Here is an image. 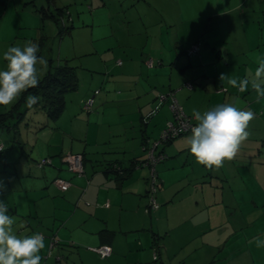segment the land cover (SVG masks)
Segmentation results:
<instances>
[{"label":"crops","instance_id":"obj_1","mask_svg":"<svg viewBox=\"0 0 264 264\" xmlns=\"http://www.w3.org/2000/svg\"><path fill=\"white\" fill-rule=\"evenodd\" d=\"M52 3L0 0V50L26 40L40 50L46 37L39 26L44 18L53 21L59 9L51 10ZM205 7L204 18L161 19L165 26L159 25V35L172 26L173 47L164 50L160 36L153 47L147 37L143 47L126 43L108 53L96 67L106 75L98 81L101 88L85 99L92 100L89 110L78 103L89 113L85 122L58 113L50 126L35 130L25 157L3 160L11 169H1L0 200L8 204L19 233L43 235L41 264H264V247L255 243L264 239V158L255 157L264 141V98L256 101L251 83L240 93L219 80L220 73L251 80L257 58L264 57V0H205ZM192 45L197 51L187 56ZM219 87L225 91L217 92ZM170 90L191 118L193 109L203 113L231 103L250 109L254 119L234 159L216 171L195 161L187 146L191 134L161 144L166 157L155 166L159 207L148 214L143 211L146 166H132L119 177L100 167L116 162L127 168L132 159L143 160L141 145L155 139L170 119L167 101L152 111L154 97ZM106 116L112 121L103 123ZM58 118L67 124L55 123ZM60 154L62 161L66 154H79L82 172H68ZM45 155L51 165L37 167ZM55 178L67 180L68 188L59 190L51 183ZM226 200H235L236 222L214 218L225 214ZM104 244L111 252L103 258L88 249Z\"/></svg>","mask_w":264,"mask_h":264},{"label":"rangeland","instance_id":"obj_2","mask_svg":"<svg viewBox=\"0 0 264 264\" xmlns=\"http://www.w3.org/2000/svg\"><path fill=\"white\" fill-rule=\"evenodd\" d=\"M52 4H50L51 10L55 9L54 6L65 10L62 22L59 23L64 27L67 26L68 29L60 33L58 23L55 24L51 19L46 18L41 22L39 28L46 40L37 55L47 60V68L43 70L41 80L49 74L47 70L50 67L51 70L48 71L50 74H53L55 70L53 67L56 65L66 64L72 68L75 88L62 93V108L59 113L63 112L69 116L79 115L84 122L89 113L81 111L78 103L83 102L88 95H93L94 89L101 88L97 85L98 81L106 75L102 71L98 72L96 67L102 66V60L108 53L125 46L126 43L143 47L147 37L148 45L153 44V47H156L159 36L158 41L166 50L168 47H173L172 41L175 36L172 26L168 34H165L162 29L159 35V25L162 28L165 26L161 19L204 18L207 14L205 0H53ZM183 29H185L184 26H179V34ZM138 32L140 34H136ZM143 33L147 34L145 38ZM7 47L8 45L5 44L4 50H0V70L6 67L3 53ZM49 62L51 66L48 65ZM93 84L96 86L92 87ZM28 95L31 94L24 93L21 101H16L11 106H0V114L4 117L0 121V144L6 145L0 152V178L3 174L1 169L6 172L11 169L10 164L5 165L3 160L16 163L19 158L25 157L29 151V145L36 138H33L35 130L42 125L50 126L51 120L45 116L42 108V97L37 94L41 97L40 102L29 109L25 102ZM262 112L261 108L260 115ZM59 118L54 122L67 124ZM104 121L111 122V116L104 117L103 123ZM73 123L79 124L77 121ZM258 154L260 156L256 155V158H264L263 143L260 145ZM263 174L261 168V175ZM226 201L225 214L214 218L219 223L227 220L236 222L239 215L235 200ZM232 207H235V214L231 213ZM260 217L261 222H264L262 210ZM231 264H238V261Z\"/></svg>","mask_w":264,"mask_h":264},{"label":"clouds","instance_id":"obj_3","mask_svg":"<svg viewBox=\"0 0 264 264\" xmlns=\"http://www.w3.org/2000/svg\"><path fill=\"white\" fill-rule=\"evenodd\" d=\"M38 43L26 40L9 46L3 53L6 67L0 70V106H11L30 88L39 87L43 70L47 68V60L38 56ZM227 57H225V61ZM256 67L251 80L230 78L224 73L219 80L226 82L240 93L248 89L249 83L256 93V101L264 98V57L257 58ZM41 97L36 94L25 98L26 106L32 109ZM192 118L196 124L187 138V146L198 164L210 171L219 170L226 161L236 156L242 142L250 135L248 131L254 113L250 109H241L231 103L219 104L210 110L193 109ZM6 145L0 144V151ZM4 185L0 183V191ZM16 219L9 215V206L0 200V264H41V250L45 248L41 233H19L15 228ZM258 248L264 247V239H256Z\"/></svg>","mask_w":264,"mask_h":264},{"label":"trees","instance_id":"obj_4","mask_svg":"<svg viewBox=\"0 0 264 264\" xmlns=\"http://www.w3.org/2000/svg\"><path fill=\"white\" fill-rule=\"evenodd\" d=\"M65 10L63 8H59L58 9V12L56 13V16H54L53 18V22L55 24H59V32L61 33V31L63 30H67L68 27H64L63 25H61L59 22H62V19H63V16L65 14L64 12ZM64 13V14H63ZM196 53V52H195ZM195 53H192V54H187V52L185 51V54L187 56H191V55H194ZM49 66L50 65V62L48 63ZM55 70L53 72V74H50V72H48L49 70H51V67L47 70V73H49L43 80L40 81V84H39V87H36V88H30L27 92L25 93H29V94H39L41 97H42V108H43V111L45 113V116L48 118V119H52L54 118L55 116L58 115V113L60 112L61 108H62V93L66 90H71V89H74L75 88V82H74V79H73V74H72V68H70L69 66H67L66 64H64L63 66H59V65H56L53 67ZM224 89V90H223ZM96 91L97 93V90H94ZM93 91V92H94ZM217 92H220V91H225V88L224 87H219L217 88L216 90ZM92 92V93H93ZM169 92H172L171 90L168 91L167 93ZM167 93H164V94H167ZM162 94V93H160ZM173 94V92H172ZM23 95V94H22ZM94 95V93H93ZM92 95V96H93ZM158 95V94H157ZM157 95L154 97V106H153V112H155L158 107L163 103V102H160L157 104L156 108H155V105H156V97ZM22 97V96H21ZM21 97L19 98L18 101H21ZM174 97V95H173ZM175 98V97H174ZM176 99V98H175ZM86 101V100H85ZM84 101V102H85ZM165 101H167V109H168V103H169V99H165ZM177 101V100H176ZM82 102L80 104V108L82 107V104L84 103ZM178 103V102H177ZM179 105V103H178ZM180 106V105H179ZM181 108V106H180ZM82 110V108H81ZM151 111V112H152ZM169 113H170V119L167 120L166 122L168 121H172L173 120V114L172 112L168 109ZM181 111L183 113V115L188 119L189 121V124L191 125H195L196 124V121H194L190 116L186 115L182 108H181ZM152 112V113H153ZM4 119V117L0 114V121ZM165 122V123H166ZM142 124L145 123L144 122H141ZM164 123V125H165ZM163 125V126H164ZM160 132V131H159ZM159 134V133H158ZM185 134H191V129H188L180 134H178L177 136L173 137V138H170L168 139L167 141H164V142H161L157 147H156V152H161L163 155H164V158L162 160L165 159V154L162 152V150L159 148V146L163 143H166V142H170L172 141L173 139L181 136V135H185ZM158 137V135H157ZM157 137L155 139H157ZM153 139V140H155ZM151 140V141H153ZM150 143L149 142H143L142 145H148ZM264 144V142H263ZM141 145V146H142ZM1 152V151H0ZM59 160L60 162H62L64 165H65V168L68 172H70L68 169H67V165H66V162L62 161V155L60 154L59 155ZM161 160V161H162ZM141 161L142 160H139V159H132L129 163V166L127 168H123L121 167L118 163L116 162H105V163H102L101 164V167L100 169L104 172V173H114L116 176H123L130 168H132V166H139L141 165ZM160 162V161H159ZM158 163V162H157ZM156 163V164H157ZM156 164L154 165V170H155V173H156V177H157V171H156ZM51 165V158L49 156H41L37 161H36V166L41 168V167H45V166H49ZM114 166V168H113ZM148 169V168H147ZM71 174H73L72 172H70ZM75 175V174H73ZM56 179H60V178H55L51 181V183L56 186L58 189L59 187L57 185L54 184V180ZM147 179V178H146ZM62 180V179H61ZM158 180V178H157ZM64 181H67V180H64ZM159 181V180H158ZM68 182V181H67ZM69 184V182H68ZM69 186V185H68ZM67 186V188H68ZM66 188V189H67ZM65 189V190H66ZM60 190V189H59ZM61 191H64V190H61ZM147 191V190H146ZM147 193V192H146ZM146 193H145V198H146ZM157 193V191H156ZM156 196V195H155ZM156 202H157V197H156ZM158 203V202H157ZM158 207H159V204H158ZM158 209V208H157ZM157 209H155L154 211H156ZM153 212V211H151ZM149 214V213H148ZM156 242V241H155ZM154 242V243H155ZM155 246H157V243H155Z\"/></svg>","mask_w":264,"mask_h":264},{"label":"built area","instance_id":"obj_5","mask_svg":"<svg viewBox=\"0 0 264 264\" xmlns=\"http://www.w3.org/2000/svg\"><path fill=\"white\" fill-rule=\"evenodd\" d=\"M196 51L197 46L192 45L188 48L186 52L187 54H192ZM151 63V60L146 61V64L148 66H150ZM93 93L96 94V91H94ZM167 98L169 99L168 109L173 114V120L165 123V125L160 130L157 139L151 141L148 145H142L140 147L141 150L144 152V158L141 161V165H144L148 168L146 203L143 208V211L145 213H149L150 211H154L158 208V203L156 202L155 196L157 191L158 180L154 170V165L157 162L161 161L164 158V155L161 152H156V147L161 142L167 141L168 139L173 138L188 129H192L193 127V125H190L188 119L183 115L180 106L178 105L176 99L173 97L172 92H169L167 94H158L156 97L157 102L155 108L158 103L164 101ZM91 101V98L87 99L82 104V110L88 111L91 105ZM141 121L144 122L145 119H142ZM63 160L64 162H66L67 169L73 174L78 175L82 172V158L79 154H66L63 156ZM54 184L57 185L60 190H65L69 185L67 181L61 179L54 180ZM104 206H107V203H105ZM54 242V238H50L49 245L51 246ZM88 249L96 253L100 258L108 256L111 252L110 246L106 244L96 247H89ZM152 259H156L155 252L152 253Z\"/></svg>","mask_w":264,"mask_h":264}]
</instances>
